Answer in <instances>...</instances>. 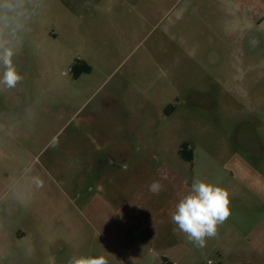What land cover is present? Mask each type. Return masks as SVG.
Returning <instances> with one entry per match:
<instances>
[{
  "label": "rangeland",
  "instance_id": "rangeland-1",
  "mask_svg": "<svg viewBox=\"0 0 264 264\" xmlns=\"http://www.w3.org/2000/svg\"><path fill=\"white\" fill-rule=\"evenodd\" d=\"M84 1L45 0L14 58L23 80L0 92V264L162 258L168 247L139 243L134 229L175 209L176 185L223 187L234 162L263 177L264 70L246 69L260 56L232 54L217 36L202 52L193 35L149 33L155 0L145 28L136 31V14L133 32L110 26L95 44ZM77 60L92 70L74 79ZM183 143L192 162L179 156ZM242 188L237 207L258 208L261 196L249 203ZM206 248L195 246L198 258H213Z\"/></svg>",
  "mask_w": 264,
  "mask_h": 264
},
{
  "label": "crops",
  "instance_id": "crops-1",
  "mask_svg": "<svg viewBox=\"0 0 264 264\" xmlns=\"http://www.w3.org/2000/svg\"><path fill=\"white\" fill-rule=\"evenodd\" d=\"M150 1L92 0L91 2H82L83 8L86 9L85 11L90 12L92 20L95 22V26L92 24V30L89 31L91 34L88 37L94 42L100 40L103 36V31L105 35L110 26L114 30L131 28L133 32L134 21L128 22V20H135L136 14L139 19L136 31L139 32L146 27L149 20L143 9L149 5ZM151 4V14L149 16L153 18L155 24L149 33L154 34L162 29L163 33L167 35L170 31V26L169 24L167 25L166 21H170L174 14L181 17H185L188 14L196 23L194 22L187 27L185 37L193 35V40L200 44V46L197 45L199 47L196 50L203 52V46L211 48L204 45L205 39L214 41L217 36L218 39L225 40V45L232 54H245V51H249L254 55L260 56L257 61H250L248 65H245L248 72L257 70L263 72L264 0H203L202 3L197 0L187 2L184 0H155ZM158 11L159 17H157ZM195 16L197 17L195 18ZM184 43L186 45L185 40ZM250 166V164L247 165V162L245 166L241 162H234L231 166L234 170H230L228 178H222L223 182H220V185L224 184L223 188L229 193L231 215L218 226L215 237L206 239L205 247L201 248L190 242L175 224L169 226V230H167L168 227H164L166 224L172 223L171 214L174 211V208L168 209V206H166V208L159 209L154 214L157 219H161L159 225L153 224L151 228L149 224L139 223L137 226L139 229H134L139 243H147V240L152 239L155 243L159 241L160 245L165 244L168 247L163 248L166 249V255H163L162 258H125L123 263L264 264V184L261 185L263 193L257 194V192L253 191V188L257 187L256 183L264 182V173L263 177L259 176L260 174H257L254 170L253 174H251V170L248 173L247 170L248 168L250 169ZM244 172H247V174ZM199 180L210 183L207 178L201 177ZM175 181L172 180V182ZM178 182L187 183V180L180 179ZM239 183L242 184L238 185ZM176 188L178 190L174 198L175 196H180L179 198L181 199L188 193L191 183L183 187L176 185ZM240 188L244 190L241 195L247 198V202H252V195H260L262 204L258 208H238V196L240 194L238 190ZM143 229L144 231L149 229L147 230V237L142 235L141 231ZM166 233L170 235V238H167ZM195 246L198 251H200V248L203 253V249L207 247L205 249L207 255H211L213 258H198V251L195 250ZM153 255L157 256L156 253Z\"/></svg>",
  "mask_w": 264,
  "mask_h": 264
},
{
  "label": "clouds",
  "instance_id": "clouds-1",
  "mask_svg": "<svg viewBox=\"0 0 264 264\" xmlns=\"http://www.w3.org/2000/svg\"><path fill=\"white\" fill-rule=\"evenodd\" d=\"M45 0H0V92L14 89L23 80L14 58L21 51ZM230 196L216 184L193 180L188 193L175 205L171 220L198 247L217 235L218 226L231 215ZM67 264H109L104 255H80Z\"/></svg>",
  "mask_w": 264,
  "mask_h": 264
},
{
  "label": "flooded vegetation",
  "instance_id": "flooded-vegetation-1",
  "mask_svg": "<svg viewBox=\"0 0 264 264\" xmlns=\"http://www.w3.org/2000/svg\"><path fill=\"white\" fill-rule=\"evenodd\" d=\"M196 17L197 16H195V18ZM192 21H193V19H191L190 15H188V14H186L185 17L175 15V19H174V15H173L172 19L170 21H167V25L169 24V26H170V28H169L170 31L168 32L167 35L170 36L171 38H173L174 36H180L182 38V36L186 33L187 27L190 24H193L194 22L196 23V21H193V22ZM77 61H80V60H77ZM73 66L71 67L72 69H73ZM71 73H73V70ZM73 77H74V74H73ZM166 114H168V113H166ZM96 160H95V162H96ZM99 167H101V169L103 168L102 160H97L95 170L98 169Z\"/></svg>",
  "mask_w": 264,
  "mask_h": 264
},
{
  "label": "trees",
  "instance_id": "trees-1",
  "mask_svg": "<svg viewBox=\"0 0 264 264\" xmlns=\"http://www.w3.org/2000/svg\"><path fill=\"white\" fill-rule=\"evenodd\" d=\"M72 70H73L74 78L78 79L83 74H89L92 68L90 65L84 62L77 61V63L74 64ZM179 156L181 159L189 161V162H192L194 160V153L190 149L189 145L186 143H183L181 145L180 150H179Z\"/></svg>",
  "mask_w": 264,
  "mask_h": 264
},
{
  "label": "built area",
  "instance_id": "built-area-1",
  "mask_svg": "<svg viewBox=\"0 0 264 264\" xmlns=\"http://www.w3.org/2000/svg\"><path fill=\"white\" fill-rule=\"evenodd\" d=\"M69 71H70V72H72V68H70V70H69ZM63 74L65 75V74H66V72H64Z\"/></svg>",
  "mask_w": 264,
  "mask_h": 264
}]
</instances>
